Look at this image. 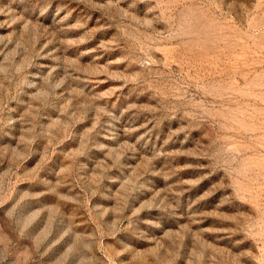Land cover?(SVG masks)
<instances>
[{
	"label": "rangeland",
	"instance_id": "obj_1",
	"mask_svg": "<svg viewBox=\"0 0 264 264\" xmlns=\"http://www.w3.org/2000/svg\"><path fill=\"white\" fill-rule=\"evenodd\" d=\"M0 264H264V0H0Z\"/></svg>",
	"mask_w": 264,
	"mask_h": 264
}]
</instances>
